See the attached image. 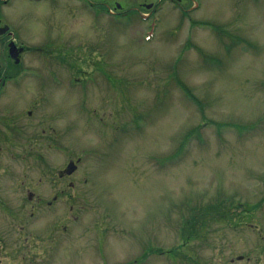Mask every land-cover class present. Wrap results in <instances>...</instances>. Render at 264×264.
<instances>
[{
    "label": "rangeland",
    "instance_id": "rangeland-1",
    "mask_svg": "<svg viewBox=\"0 0 264 264\" xmlns=\"http://www.w3.org/2000/svg\"><path fill=\"white\" fill-rule=\"evenodd\" d=\"M1 2L16 41L41 49L25 61L56 50L65 77L56 91L0 100V111L36 99L46 112L24 106L28 156L42 134L41 170L8 161L1 183L27 201L3 234L19 212L32 221L41 195L29 264H264V0ZM100 218L114 223L105 237L90 225Z\"/></svg>",
    "mask_w": 264,
    "mask_h": 264
},
{
    "label": "flooded vegetation",
    "instance_id": "flooded-vegetation-1",
    "mask_svg": "<svg viewBox=\"0 0 264 264\" xmlns=\"http://www.w3.org/2000/svg\"><path fill=\"white\" fill-rule=\"evenodd\" d=\"M28 1L36 2V3L51 2L50 4H54L59 2L60 0H28ZM11 4H12V0H2L1 2V5L4 7L6 6L9 7ZM2 12L0 11V54H1L0 55V100L1 98L12 95L19 97L23 93L29 91L30 92L35 91V95H41L45 90L56 91L58 89L57 81L59 80V78L63 79L64 77L58 74V72L53 69V64L56 62L55 60L58 58L57 56L58 54H56L57 51L55 50L54 53L51 54V56L45 58L44 65L39 64L38 58H35V61L26 62L25 57L27 55H29L30 53L38 54L37 51H41V49L36 50L26 45L25 43L16 41V37L14 36V30L11 24L9 23L8 18ZM101 12L102 11L99 10L97 14L102 15ZM97 14L95 13V15ZM54 42L58 44L57 38H55ZM67 50L68 48L66 49V52H68ZM67 87L70 89H74V79L72 80L71 78L67 80ZM39 104L40 101H37L36 99L32 100V102H29L28 104L25 105L17 106L16 104L12 105L9 103L5 107L2 106V109L4 111H0V214L6 216V218L2 220L3 223L0 224V228L4 227L5 225L10 228V226L12 225L10 222V217H11L10 208L11 207L15 208L14 204L18 203V205H20L22 202L24 203L27 202L26 198L23 197L20 198V200L14 201L12 203L11 200H8L10 198L4 195V192L7 191L6 193H8L10 191V188L6 190L9 184L6 187H4L1 186V183L4 180L10 181V178H13L10 175L11 171L7 169L8 161L25 162L27 161V158L28 159L30 158L32 162L36 161L35 166H37L40 170L42 168V164L40 162V158H42L41 147H38L39 145H42L41 143L42 134H40V138H38V135H36L37 138L35 139L37 140L36 141L37 149L36 150L33 149L32 152H30V156H28L26 150L27 143L25 142L26 125H24L23 123V121L25 120L24 106L28 105L27 107L29 108L28 109L26 108V113L29 117H32L34 114L43 111L42 106ZM44 116H46L47 120L49 119V121H53V120L56 121V118H54L51 115H44ZM49 124L51 130L55 131L54 127L52 126V123ZM54 133H56V131ZM48 170H50V168H48ZM61 176H63V174H61ZM50 178L51 180L53 179L52 170H50ZM17 180L18 182L14 184L16 189L13 188V190L15 192L24 193V190L27 189V185L25 184L27 182L26 176L20 174ZM41 182H42V178L40 177L38 178V181L36 183H38L41 186ZM35 185H36L35 187H38L37 184ZM51 187L54 189L55 185H51ZM74 188L75 186L71 185L69 189L74 190ZM34 194H36L35 195L36 197L34 196L35 198V202L33 206L34 211L29 217L32 221L29 222L27 217L24 218V214H25L24 211L19 212L18 219L17 217H14V221H16L17 226L14 227L15 230L13 234L11 232L10 233L5 232V234L0 232V255L8 260H10L11 258L14 260L15 258L16 264H25V263L29 264L27 258L28 254L31 251H35V249L41 250L42 248V239H41L42 222H41V216H39V214L43 207L42 204L43 202L41 195L36 190ZM32 195H33V190H32ZM69 198H72V196H69ZM54 199L55 200L53 201L47 200V208H52L54 206L56 199H58V195H55ZM28 200L29 202H32L31 194ZM33 219L35 220L33 221ZM73 219L77 220L76 217H74ZM22 221H28V223L22 224ZM112 222L113 221H110V219L100 218L99 222L96 223L90 222V225H94V227H99L100 229L105 228L106 231L103 233L105 237L109 234V232L113 228L112 225H114V223ZM64 229L67 230L66 227H64ZM32 238L33 241L29 242V240H32ZM11 241L14 242L13 249H11ZM15 241H19V244H16ZM147 256L149 257L154 256V253H151V249H148ZM133 260L135 263L138 262V260L136 259Z\"/></svg>",
    "mask_w": 264,
    "mask_h": 264
},
{
    "label": "water",
    "instance_id": "water-1",
    "mask_svg": "<svg viewBox=\"0 0 264 264\" xmlns=\"http://www.w3.org/2000/svg\"><path fill=\"white\" fill-rule=\"evenodd\" d=\"M117 7H120L119 5L117 6ZM148 8H150L151 6H147ZM14 48V47H13ZM13 50V49H12ZM76 169H77V166L73 163V162H71L69 165H68V167H67V170H66V173L68 174V175H71V174H73L75 171H76Z\"/></svg>",
    "mask_w": 264,
    "mask_h": 264
}]
</instances>
